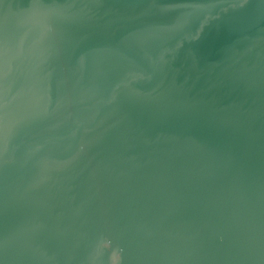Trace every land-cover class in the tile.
Here are the masks:
<instances>
[{
	"label": "water",
	"instance_id": "95a60500",
	"mask_svg": "<svg viewBox=\"0 0 264 264\" xmlns=\"http://www.w3.org/2000/svg\"><path fill=\"white\" fill-rule=\"evenodd\" d=\"M0 264H264V0H0Z\"/></svg>",
	"mask_w": 264,
	"mask_h": 264
}]
</instances>
